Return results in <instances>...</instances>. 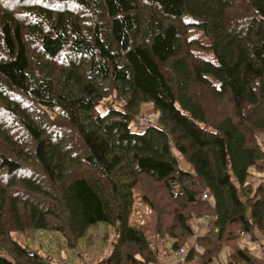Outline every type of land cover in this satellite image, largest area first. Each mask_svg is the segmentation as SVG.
Returning <instances> with one entry per match:
<instances>
[{
	"label": "trees",
	"instance_id": "16d2710c",
	"mask_svg": "<svg viewBox=\"0 0 264 264\" xmlns=\"http://www.w3.org/2000/svg\"><path fill=\"white\" fill-rule=\"evenodd\" d=\"M146 104L158 121L134 132ZM263 136L264 0H0V264H53L13 232L76 248L103 222L96 264H258L241 234L264 235Z\"/></svg>",
	"mask_w": 264,
	"mask_h": 264
},
{
	"label": "rangeland",
	"instance_id": "374dc122",
	"mask_svg": "<svg viewBox=\"0 0 264 264\" xmlns=\"http://www.w3.org/2000/svg\"><path fill=\"white\" fill-rule=\"evenodd\" d=\"M38 57L47 61L46 58L41 56ZM121 104L122 102L114 94L111 97L102 100L98 109L101 114H105L108 107L114 106L117 108L121 107ZM150 112H155L153 106L149 104L144 105L141 114L145 115ZM131 129L134 132H140L143 128L138 126L137 121H134L131 124ZM262 140L264 142V136ZM174 153L178 156L181 167L191 170V167L184 163V159L179 152L174 150ZM145 193L146 192L143 188L135 190L134 218H132L131 224L146 231L150 241L152 242V247L155 248L156 214L153 207L146 201ZM204 216L201 218L196 216V218L191 220V226L196 233L200 232L201 228H205L206 231L210 217ZM136 221H144V226H137ZM88 235H92V237L89 238V241L93 239V243L89 245L86 239H81L79 240L76 248L68 247L65 237L58 232L33 229L26 232H13L12 238L20 242L22 245L27 246L30 250L39 253L47 261L53 264H85L83 256L86 253L90 255V258L94 260L96 264V261L100 258L110 254L113 242L115 241L114 230L107 223L103 222L90 229ZM258 237L263 238L264 235H260ZM260 240L262 241L261 243L264 244V239ZM255 246V241H251L248 245V249L252 254L255 252ZM223 252L222 257L224 259L222 260L225 261L227 260L225 259L226 249H224ZM166 258L167 255H164L161 263L159 264H162ZM172 264H178V262ZM192 264H199L198 259ZM258 264H264V261H260Z\"/></svg>",
	"mask_w": 264,
	"mask_h": 264
},
{
	"label": "built area",
	"instance_id": "2783aa9c",
	"mask_svg": "<svg viewBox=\"0 0 264 264\" xmlns=\"http://www.w3.org/2000/svg\"><path fill=\"white\" fill-rule=\"evenodd\" d=\"M157 121H158V116L155 113L150 112V113L140 116V118H138L137 120V124L141 128H146V127L154 125ZM254 178L255 177L251 175L249 182L255 184L256 181ZM203 198L208 199V196L204 195ZM136 224L137 226H144V221H136ZM241 236H242V243L248 246L251 243V239L249 238V236L245 233H242ZM255 242H256V246H255L254 254L258 258L264 260V244H262L259 241H255ZM194 246H196V244ZM175 255L177 256L176 263L178 262V264H187L186 263V259L188 255L187 249L182 248L179 251H177ZM83 260L85 264H95V261L92 260L90 258V255L87 253L83 256Z\"/></svg>",
	"mask_w": 264,
	"mask_h": 264
},
{
	"label": "crops",
	"instance_id": "0c3cea01",
	"mask_svg": "<svg viewBox=\"0 0 264 264\" xmlns=\"http://www.w3.org/2000/svg\"><path fill=\"white\" fill-rule=\"evenodd\" d=\"M264 143V142H263ZM255 174H257L256 173V171L255 170H252V176L253 177H255ZM255 179V178H254ZM255 181H257L256 179H255ZM205 231V228H201V230H200V232H195L196 234H201V233H203ZM260 238V237H259ZM261 239H263V238H261ZM172 253V251H170V255L167 257V259L162 263V264H165L166 262V264H172V263H176V261H177V256L173 253V254H171ZM161 263V262H160ZM194 263V262H193ZM159 264V263H158Z\"/></svg>",
	"mask_w": 264,
	"mask_h": 264
},
{
	"label": "clouds",
	"instance_id": "9594fccd",
	"mask_svg": "<svg viewBox=\"0 0 264 264\" xmlns=\"http://www.w3.org/2000/svg\"><path fill=\"white\" fill-rule=\"evenodd\" d=\"M154 113V112H153ZM156 114V113H155ZM157 115V114H156ZM257 182V181H256Z\"/></svg>",
	"mask_w": 264,
	"mask_h": 264
}]
</instances>
